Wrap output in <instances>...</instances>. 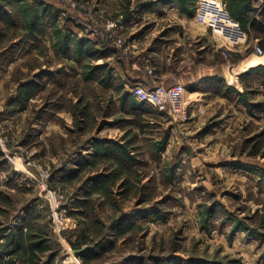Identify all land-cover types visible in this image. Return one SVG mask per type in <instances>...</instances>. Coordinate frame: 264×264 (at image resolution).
I'll use <instances>...</instances> for the list:
<instances>
[{
    "label": "rangeland",
    "instance_id": "rangeland-1",
    "mask_svg": "<svg viewBox=\"0 0 264 264\" xmlns=\"http://www.w3.org/2000/svg\"><path fill=\"white\" fill-rule=\"evenodd\" d=\"M197 2L0 0V264H264L257 82L236 90L249 119L215 90H187L177 119L129 92L178 82L177 27H201L212 62L264 55L241 23L227 48Z\"/></svg>",
    "mask_w": 264,
    "mask_h": 264
},
{
    "label": "crops",
    "instance_id": "crops-1",
    "mask_svg": "<svg viewBox=\"0 0 264 264\" xmlns=\"http://www.w3.org/2000/svg\"><path fill=\"white\" fill-rule=\"evenodd\" d=\"M230 1L234 4L232 6L235 12L234 18L242 24L243 28L249 31L252 35V39H255L256 42L258 41L264 47V0H229V2ZM172 13L181 14V16L184 15L185 20L188 19L184 13L176 9L172 10ZM192 20L194 22V19ZM205 28L206 27L203 29ZM197 29L202 30L201 27H177L172 30L174 32L170 33V35L175 33L172 38H169L171 44L174 46L172 51H175L172 55V59H180L179 63L184 62L181 66L174 64L175 73L173 72L172 74L176 75V81L184 84L189 93H197L200 95V103H203L201 100H207L204 95L208 96L210 90H215L213 93L216 94V98L220 103L221 101L225 103L228 99L232 98L233 103L236 102L235 108L240 109L241 114L246 116L245 119L251 118L247 113L246 106L241 102V99L237 100L238 96L236 90L244 91V88L245 90H255V88L247 87L242 84V78L250 76L257 82L256 91H259V94L256 96L257 98L253 96L250 100L256 102L257 99L264 98V55L252 53L243 56L246 49V47H244L241 50H236L242 57L238 61L230 65L228 64L229 67L222 61L212 62L210 61L212 56H210L208 52H205L206 47H208L203 41L204 37L207 38L205 36L206 34ZM194 43H197V48L193 49L195 51V57L192 58L193 56H188V51L191 50L189 48ZM170 65H172V63H170ZM241 67L245 70L243 72H237V69ZM231 77L234 80L232 79V82H229ZM131 78L136 82L141 81L143 76L137 74V76H131ZM167 81L170 82L171 78H167ZM209 85L213 87L210 88ZM231 89L234 91H232L233 93H231ZM199 100L195 102L196 105L200 104ZM151 109L157 112L155 109ZM135 111L138 113V110ZM161 115H164L166 118L168 116L165 113ZM171 121V119L170 121H166L165 118H162L160 124L162 127H166Z\"/></svg>",
    "mask_w": 264,
    "mask_h": 264
},
{
    "label": "built area",
    "instance_id": "built-area-1",
    "mask_svg": "<svg viewBox=\"0 0 264 264\" xmlns=\"http://www.w3.org/2000/svg\"><path fill=\"white\" fill-rule=\"evenodd\" d=\"M195 20L207 26L222 36L229 46L243 42L245 32L239 22L231 16L221 0H198L195 10ZM255 52L262 54L259 45H254ZM227 57V52L223 51ZM135 100L150 106L160 114H167L173 119L184 118L192 100L187 96V87L175 82L169 85L146 86L133 83L129 88Z\"/></svg>",
    "mask_w": 264,
    "mask_h": 264
},
{
    "label": "trees",
    "instance_id": "trees-1",
    "mask_svg": "<svg viewBox=\"0 0 264 264\" xmlns=\"http://www.w3.org/2000/svg\"><path fill=\"white\" fill-rule=\"evenodd\" d=\"M228 9L230 10V12H231L232 14H231L230 12H229V13H230L231 16L234 18V13H235V12L233 11L232 5L229 4V5H228ZM229 10H228V11H229ZM235 19H236V18H235ZM237 21H238V20H237Z\"/></svg>",
    "mask_w": 264,
    "mask_h": 264
},
{
    "label": "bare ground",
    "instance_id": "bare-ground-1",
    "mask_svg": "<svg viewBox=\"0 0 264 264\" xmlns=\"http://www.w3.org/2000/svg\"><path fill=\"white\" fill-rule=\"evenodd\" d=\"M208 1H210V0H208ZM232 79H233V78L231 77V78L229 79V82H232ZM233 80H234V79H233Z\"/></svg>",
    "mask_w": 264,
    "mask_h": 264
}]
</instances>
